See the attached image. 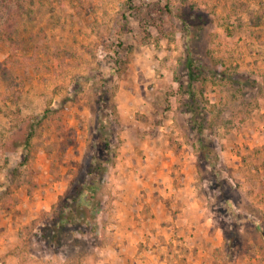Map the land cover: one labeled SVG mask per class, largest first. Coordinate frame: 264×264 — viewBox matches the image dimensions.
<instances>
[{
  "label": "rangeland",
  "instance_id": "1",
  "mask_svg": "<svg viewBox=\"0 0 264 264\" xmlns=\"http://www.w3.org/2000/svg\"><path fill=\"white\" fill-rule=\"evenodd\" d=\"M103 90L100 243L50 250ZM0 210V264H264V0H0Z\"/></svg>",
  "mask_w": 264,
  "mask_h": 264
},
{
  "label": "trees",
  "instance_id": "2",
  "mask_svg": "<svg viewBox=\"0 0 264 264\" xmlns=\"http://www.w3.org/2000/svg\"><path fill=\"white\" fill-rule=\"evenodd\" d=\"M186 27L190 28L191 24H187ZM107 93V90H103L99 97L96 132L81 174L59 198L41 229L40 241L50 250L69 246L71 253L87 252L100 243L104 229L101 220L105 207L104 189L119 144L117 131L110 120L116 113V107L108 104ZM188 103L190 110L194 112L193 94L190 95ZM31 136L32 131L26 137L22 135L18 137L17 146L22 147L25 152L23 159L18 163L19 166L28 160ZM199 141L204 159L209 160L211 150L207 147L208 144L202 138H199Z\"/></svg>",
  "mask_w": 264,
  "mask_h": 264
},
{
  "label": "crops",
  "instance_id": "3",
  "mask_svg": "<svg viewBox=\"0 0 264 264\" xmlns=\"http://www.w3.org/2000/svg\"><path fill=\"white\" fill-rule=\"evenodd\" d=\"M0 213H2L1 210H0ZM6 221H7V220L0 219V227L3 226V225L6 226L7 223H8V221H7V222H6ZM3 237H6V236H3Z\"/></svg>",
  "mask_w": 264,
  "mask_h": 264
}]
</instances>
